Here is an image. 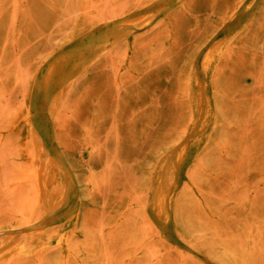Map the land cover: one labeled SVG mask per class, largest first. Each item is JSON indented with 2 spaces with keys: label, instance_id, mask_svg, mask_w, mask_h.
Here are the masks:
<instances>
[{
  "label": "rangeland",
  "instance_id": "374dc122",
  "mask_svg": "<svg viewBox=\"0 0 264 264\" xmlns=\"http://www.w3.org/2000/svg\"><path fill=\"white\" fill-rule=\"evenodd\" d=\"M194 74L217 127L153 213ZM263 234L264 0H0V264H264Z\"/></svg>",
  "mask_w": 264,
  "mask_h": 264
},
{
  "label": "bare ground",
  "instance_id": "6f19581e",
  "mask_svg": "<svg viewBox=\"0 0 264 264\" xmlns=\"http://www.w3.org/2000/svg\"><path fill=\"white\" fill-rule=\"evenodd\" d=\"M116 39H118V37H115L113 41H116ZM224 45L225 41H220L211 45L202 64L203 73H207L210 69H212L215 61L222 57ZM77 66L78 60L72 63L68 62L63 65L65 69H73ZM56 68L57 67L53 65L47 70L45 83H49L51 81ZM188 91L191 109V131L188 136L183 139L181 145L171 151L161 161L162 170L161 173L154 179V184L151 189V196L149 200V206L153 213L168 211L171 209L172 198L177 184V182L171 181L170 179L171 170L184 157L189 146L194 145V143L198 142V144L205 145L211 142L213 132L217 127L218 116L216 109L211 98L209 97L205 84L201 83L196 75L191 79L188 86ZM44 170L45 165H42L38 173V180L41 189H43L44 186ZM44 194L45 192L42 193V195ZM231 251L233 250L231 249ZM4 252L21 256L33 253V249H29L26 246H12L10 248H7ZM231 256L233 257L234 254ZM92 260L94 261V259ZM248 263L249 261L245 260L242 264Z\"/></svg>",
  "mask_w": 264,
  "mask_h": 264
}]
</instances>
